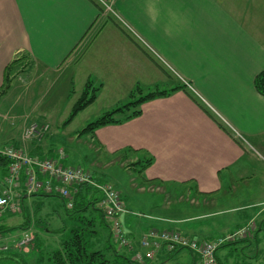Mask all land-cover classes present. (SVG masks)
<instances>
[{
  "label": "crops",
  "instance_id": "crops-1",
  "mask_svg": "<svg viewBox=\"0 0 264 264\" xmlns=\"http://www.w3.org/2000/svg\"><path fill=\"white\" fill-rule=\"evenodd\" d=\"M101 1L109 3L113 17ZM25 54L30 65L16 78L29 81V90L52 73H67V84L74 91L78 87L83 91L87 81L93 80L95 85H102L99 96L105 90L147 80L168 86L163 90L186 87L143 103L141 115L135 118L102 126L91 134L105 161L128 156L135 164L152 158L142 173L137 171L139 164L132 168L141 183L158 182L167 187L170 196L177 197L183 190L198 201L170 206L164 202L163 193L142 194L130 188V180L116 179L114 183L111 175L99 177L95 172L97 182L118 188L129 210L121 220L135 248L119 245L120 252L133 257L137 251L143 253L140 240L150 228L175 229L200 241L255 219V233L262 230L264 200L251 203L252 210H242L226 222L209 219L217 212H228L216 208L221 202L227 203L233 195L230 190L247 178L251 167L248 146L264 152V96L254 83L264 71V0H0V88L7 65ZM35 121L44 120L35 117L28 122ZM24 122L19 121L21 129L26 127ZM2 123L0 147L12 145L41 159L80 165L66 163L67 154H53L46 136L25 140L24 129L4 136ZM12 124L11 128L20 130L19 124ZM237 133L247 143L239 140ZM6 172L7 168L0 165L1 180ZM86 186L83 194L95 189ZM24 194L17 198L21 205L30 196ZM138 194L142 199L136 198ZM94 195L97 201L102 199L99 191ZM104 233L101 244L106 241ZM6 234L0 232V239ZM108 235L115 241L111 230ZM224 248L217 251L218 262L230 264L231 251ZM197 257L186 248L171 252L163 247L146 263L192 264Z\"/></svg>",
  "mask_w": 264,
  "mask_h": 264
},
{
  "label": "rangeland",
  "instance_id": "rangeland-1",
  "mask_svg": "<svg viewBox=\"0 0 264 264\" xmlns=\"http://www.w3.org/2000/svg\"><path fill=\"white\" fill-rule=\"evenodd\" d=\"M107 12L113 17L112 11L107 9ZM67 79V73L47 74L42 81L34 84L33 90L32 88L29 90V81L15 78L10 90L0 99V122L1 120L4 122L2 123L6 132L4 136L7 134H19L24 129V121H26L25 125L27 127L31 124L28 121L37 117V119L44 121L35 122L50 123L51 129L45 137V142L53 154L58 152L59 148L63 149L65 151L64 154L68 155L66 163L80 164L79 166L89 170L93 175L96 172L99 177L111 175L114 183L116 179H126V182L130 180V188L142 194L163 193L166 195L164 202L170 206L176 204V202L198 203L196 196H192L189 192L186 193L180 190V194L174 197L167 193L168 189L163 184L152 183L147 185L141 183L138 180V172L132 170L134 162L128 156L119 157L112 162L105 161L104 157H102L103 159L101 158L99 146L91 139V134L81 133L82 129L89 123L98 119L107 111L132 100V97H135L132 96V93L136 92V96H139L137 88L141 89L143 94H147L156 89H168V86L161 83L159 85L150 84L147 80L141 83L134 82V85L128 84L122 89L105 90L100 96L98 95V99L87 110L78 114L70 125L64 127L63 124L68 119L76 102L74 99L82 93V88L78 87L76 91H74L73 87L70 88L67 84ZM118 79H120V75ZM21 120L24 122L23 129H21V123L19 124ZM12 123L19 124L20 130L16 126L11 128ZM10 131L12 133H7ZM71 136H75V138L71 140L69 138ZM248 152L251 153L250 157H248L251 160V167L246 173L247 178L240 181L236 188L230 190V194L233 195L229 194L230 198L227 203L221 202L216 208H223L225 209L224 212H228L221 215H218L219 212H217L209 220L224 219L223 221L226 222L232 216L241 214L242 210H252L249 209L251 208L249 207L251 203L264 200V188L261 187V185H264V152L250 145L248 146ZM115 188L118 190L117 187ZM224 194L222 192V195ZM53 195L49 196L43 192L30 195L24 198L23 211L19 213L5 212L3 219L0 221V232L7 233L3 239H0V264H48L47 256L49 253L69 238L71 230L76 225L75 218L78 214H71L67 211L62 196ZM136 198L140 200L142 195L138 194ZM229 207L233 208V210ZM142 215L146 216L145 214ZM253 221L257 230L258 221L256 219ZM253 221L250 220L247 223ZM94 228L100 229V226L97 225ZM8 232H10L9 235ZM25 232L32 234L33 240L26 249H20L15 245L24 238ZM107 234L108 231L105 229V238H107ZM97 235H95L94 240L101 244V241H99L101 237H97ZM255 235L257 238H255ZM6 246L7 248L4 250ZM225 246L226 248L224 249L230 250L232 254L229 258L230 264H264V226L257 233L253 230L247 238ZM160 264L165 263L162 262ZM224 264L226 263L224 262Z\"/></svg>",
  "mask_w": 264,
  "mask_h": 264
},
{
  "label": "built area",
  "instance_id": "built-area-1",
  "mask_svg": "<svg viewBox=\"0 0 264 264\" xmlns=\"http://www.w3.org/2000/svg\"><path fill=\"white\" fill-rule=\"evenodd\" d=\"M102 3L112 11L105 1ZM185 84L190 86L188 82ZM50 129L48 122H32L24 129L23 138L25 140L42 139L50 132ZM237 135L239 140L247 143L243 136L239 133ZM58 153L60 157L65 155L62 149L58 150ZM0 158L7 162L6 176L2 180L0 179V219L6 211H22V205L17 199L22 192L27 195L41 192L58 194L65 199L67 208H73L74 194L81 186L91 185L102 194L99 205L105 212L115 240H118L121 246L135 248V242L126 235L121 220V216L128 213L129 210L121 198L120 191L113 185L97 182L93 178V174L81 166H65L56 158L41 159L12 145L0 147ZM255 229L256 224L253 221L224 235L200 241L188 238L175 229L150 228L140 240V247L144 252L137 251L133 259L140 264H147L146 260L155 258L163 247L169 251L186 248L198 255L192 264H219L216 252L220 247L247 238L250 232ZM32 240L33 235L25 232L24 238L17 244V247L26 249Z\"/></svg>",
  "mask_w": 264,
  "mask_h": 264
},
{
  "label": "trees",
  "instance_id": "trees-1",
  "mask_svg": "<svg viewBox=\"0 0 264 264\" xmlns=\"http://www.w3.org/2000/svg\"><path fill=\"white\" fill-rule=\"evenodd\" d=\"M94 1L96 3V0H93V2ZM29 65L30 60L26 54L21 58L14 59L7 65L4 74V83L0 88V99L10 90L13 80L18 77L19 74L22 73ZM254 83L257 91L264 96V71L260 72L256 76ZM101 87V84L98 86L95 85L93 80L87 81L80 97L74 103L68 119L64 122V126L69 125L80 112L95 102ZM180 88H184L186 90L185 85H178L171 90L156 89L155 91L143 94L142 90L137 88V93L139 96H136V92L132 93V96H135L132 97V100L122 104L119 107L107 111L101 117L89 123L84 129H82L81 133L94 134L95 131L102 126L109 124H120L135 118L141 115V105L143 103L157 97L167 96ZM188 92L191 97L211 117H213L221 127L226 130L225 126L212 114L211 110L204 106L200 100L192 95L190 91ZM152 162V158L140 159L138 162L133 164V166L139 164L140 167L137 171L142 173ZM0 165L6 168L7 162L0 158ZM134 169H136V166ZM93 178L95 179L94 176ZM156 183L161 184L158 182ZM86 187L89 189L93 188L91 185H87ZM82 188L83 186L79 188L73 199V208H67L66 206L67 211H69L71 214H78L76 217L77 219L75 218L76 225L71 230V235L69 238L64 240L58 248L49 253L47 256L48 264H140L133 259V256L130 255V253L120 252L118 248L119 245L121 246L120 242L118 240L114 241L112 237H109V235L107 236L106 241H104L102 244H98L97 241L94 240L95 235L98 233L99 235H97V237L103 236L105 229L108 231L111 230L112 236L114 235L112 228L110 227V223L106 218L105 212L99 205L100 200L97 201L94 195L95 193H98V190L92 189V191L88 192V195H86L83 194ZM23 194L24 193L22 192V197ZM48 195L54 196L53 194ZM63 200L66 205L65 199ZM97 225L100 226V229L94 228V226L96 227ZM122 247L128 248L127 246L123 245Z\"/></svg>",
  "mask_w": 264,
  "mask_h": 264
}]
</instances>
